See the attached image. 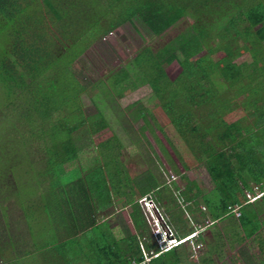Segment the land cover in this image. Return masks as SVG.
I'll return each mask as SVG.
<instances>
[{
	"label": "trees",
	"instance_id": "16d2710c",
	"mask_svg": "<svg viewBox=\"0 0 264 264\" xmlns=\"http://www.w3.org/2000/svg\"><path fill=\"white\" fill-rule=\"evenodd\" d=\"M187 16L192 19L188 30L156 52L145 47L109 80L119 92L138 88L137 81L150 87L152 96L135 104L137 116L159 106L168 117L161 131L185 168L181 176L186 184L177 196L195 206L201 197L215 221L235 218L231 209L239 207L241 216L233 222L234 241L240 245L236 261L264 264V0H0V82L11 95L9 130L26 126L23 132L18 130L23 147L42 142L46 157L41 170L48 185L41 181L46 189L41 196L54 190L63 201L56 205L52 198L43 201L55 215H48L51 222L63 226V230L53 228L46 249L67 256L66 264L84 259V264H191L188 246L203 241L199 231L187 230L181 216L167 209L174 236L185 241L159 254L162 250L151 242L139 200L161 187L151 174L143 185L120 175L124 164L118 158L123 154L112 145L118 139L116 122L96 87L87 88L74 69L87 50L127 22L138 20L160 36ZM174 61L181 72L171 80L166 66ZM87 91L96 109L92 115L84 113L81 101ZM90 147L98 152L101 164L88 165L84 176L83 166L76 162ZM198 163L206 166L214 184L212 193L196 174ZM58 177L66 186L62 194L49 186ZM68 186L78 187L82 201L89 199L102 211L115 206L111 195L119 188L123 208H131L138 233L119 238L107 222V230L96 233L99 211L88 229L73 233L67 223L74 221L77 230L76 220H84L85 215L75 217L82 201L74 211ZM255 186L263 194L249 202L247 193ZM133 187L137 192L131 196L127 192ZM151 199L162 202V193ZM220 235L216 234L217 244L209 245L201 264H213L211 254L222 249ZM249 240L256 241L255 250Z\"/></svg>",
	"mask_w": 264,
	"mask_h": 264
},
{
	"label": "rangeland",
	"instance_id": "374dc122",
	"mask_svg": "<svg viewBox=\"0 0 264 264\" xmlns=\"http://www.w3.org/2000/svg\"><path fill=\"white\" fill-rule=\"evenodd\" d=\"M191 24L192 19L187 16L160 36H155L138 20L127 22L87 50L76 62L74 69L87 88L96 87V91L101 94L106 108L114 118L113 122H116L113 124L118 139L112 145L119 153L123 154L118 158L124 164V167H119L120 175L123 178H130L132 183L136 182V185H143L147 183V178L151 174L156 177L158 185L161 187L160 191L155 194L158 196L162 193V202L155 201V206H152L151 197L156 198V196L151 193L139 200L150 226L151 242L160 250H164L170 245L171 242L163 241L161 235L154 236L158 225L156 217H162L169 223L170 215L167 213V209H169L173 213L175 212L174 214L181 216L187 230L199 231L203 235V241L194 242L188 246L191 264H201V259L208 256L209 245L217 244L216 234L218 233L223 235L220 236L223 237L222 242L224 243L221 242V251L211 254L213 264H240L236 261L240 245L235 243L233 237V222L237 217L225 216L223 219L215 221L201 197L196 199L200 205L195 206L190 201L183 203V198L177 196L178 190H184L186 184L185 179L181 176L185 174V168L161 131V127L167 125L169 119L159 106L145 111L143 116H137L135 104L140 103L145 97L152 96L150 87L137 81L138 88L119 92L118 87H114L109 80L111 74L121 67L130 65L145 47H150L156 52L183 34ZM2 46L3 44L0 42V48ZM197 58L199 57L195 59ZM166 71L171 80H175L179 76L181 68L179 63L174 61L171 65L166 66ZM215 81L219 83L220 78L215 77ZM10 96L9 89L3 82H0V152L2 150L5 152L0 154V158H2L0 161V264H16L18 260L17 264H66L67 256L66 260L64 254L54 255L48 253V248L46 249L48 237L54 232L53 228L57 226L56 230H63V226L57 225L54 221L51 222L48 215H55L52 214L53 212L47 211L44 202L46 203L51 198L55 205L59 202L63 203V201L59 198L60 194H58L59 197L54 196V190L51 191V194L46 192L41 196V192L46 191L45 185H48L41 170L44 168L42 162H44L46 154L41 147L42 142L38 140L28 143L25 147L21 146V135H18L20 134L18 130L23 132L26 129L25 125H18L19 129L9 130L11 125L7 118L11 113L8 109ZM81 101L86 115L96 112L88 91L82 94ZM81 143L83 144V142ZM113 147L108 149L111 150ZM1 148L5 149L1 150ZM95 152L93 147L81 152L76 164L83 166L84 173L82 175L85 176L87 173L88 165L93 167L101 164V161L99 162L101 158H98V152ZM109 157L110 154H105L106 161ZM104 168L106 169L105 165ZM196 174L203 179L209 192L212 193L214 184L208 175L205 164H197ZM64 183L58 177L51 179L49 186L57 187L55 191L62 194V189L66 187ZM84 185L86 187L88 183L85 182ZM71 189L72 187L68 186L69 194L72 193L69 197L72 201L70 206L75 211L82 198L76 194L79 190L78 187ZM118 190L119 188H116L111 195L116 200L117 209L112 207L102 211L100 205L94 206L89 199L87 201L85 198L80 206L81 212L77 216L74 215L77 218L81 214L85 215L82 218L84 220L76 218L78 229L76 230L74 221L67 223L72 226L73 233L80 235L79 233L88 229L95 213L99 211L95 217L99 226V228L95 227L96 233L101 234L110 225L119 238L136 235L138 232L130 217L131 208H123L121 193ZM38 191L40 193L36 195ZM133 192H137L134 187L128 189L127 193L133 196ZM127 197L129 198V196ZM213 203L218 209L219 199H213ZM217 211L220 213L219 209ZM104 222H107L108 225H105ZM169 224L175 230L174 226ZM57 234L61 235L62 233L58 232ZM262 234L264 237V230ZM92 235V232L89 233V237ZM249 243L251 249L255 250L256 241L249 240ZM43 249H46L47 254L42 252ZM146 255H149L147 251ZM146 261L148 262L149 259ZM84 262L85 259L77 264H84Z\"/></svg>",
	"mask_w": 264,
	"mask_h": 264
},
{
	"label": "built area",
	"instance_id": "2783aa9c",
	"mask_svg": "<svg viewBox=\"0 0 264 264\" xmlns=\"http://www.w3.org/2000/svg\"><path fill=\"white\" fill-rule=\"evenodd\" d=\"M263 192H261L259 190V187L258 186H255L254 187V192H248L247 193V197H248V200L249 202H254L256 200H258L261 196H262ZM152 206H153V203H152ZM232 213L236 216V217H240L241 216V212L239 210V207H235L233 209H231ZM157 218V229H156V233L154 234V236L156 235H161L163 237V241H170L172 243V245L170 246H173V245H176V244H179L181 243L182 241H185V240H177V238L174 236V233H173V230L171 228V226L167 223V221L162 218V217H156ZM170 248V247H167L166 250Z\"/></svg>",
	"mask_w": 264,
	"mask_h": 264
},
{
	"label": "clouds",
	"instance_id": "9594fccd",
	"mask_svg": "<svg viewBox=\"0 0 264 264\" xmlns=\"http://www.w3.org/2000/svg\"><path fill=\"white\" fill-rule=\"evenodd\" d=\"M152 203H153V201H152ZM153 206H155L154 203H153ZM194 236H196V235L194 234V235H192V236H190V237H194ZM190 237H189V238H190ZM166 242H167V241H166ZM170 245H172V243H170ZM170 245L167 246V247H170V248H168L167 250L172 249L173 247L177 246L178 244L173 245V246H170ZM167 250L164 249V250H162L159 254H161L162 252H166ZM155 256H157V255H155ZM146 259H148V258H146Z\"/></svg>",
	"mask_w": 264,
	"mask_h": 264
},
{
	"label": "crops",
	"instance_id": "0c3cea01",
	"mask_svg": "<svg viewBox=\"0 0 264 264\" xmlns=\"http://www.w3.org/2000/svg\"><path fill=\"white\" fill-rule=\"evenodd\" d=\"M164 185H165V184H164ZM151 194H153V195H154L155 193L151 192ZM153 203H154V202H153ZM116 206H117V204H115V206H114V209H117V207H116ZM110 209H111V208H110ZM117 212H118V211H117ZM96 223H97V222H96ZM90 224H91V222H90ZM115 234H116V233H115ZM52 254H53V253H52Z\"/></svg>",
	"mask_w": 264,
	"mask_h": 264
}]
</instances>
